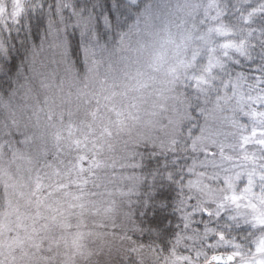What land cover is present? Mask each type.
Segmentation results:
<instances>
[{"label": "snow or ice", "instance_id": "1", "mask_svg": "<svg viewBox=\"0 0 264 264\" xmlns=\"http://www.w3.org/2000/svg\"><path fill=\"white\" fill-rule=\"evenodd\" d=\"M162 7L0 0V154L118 196L135 264H264V0Z\"/></svg>", "mask_w": 264, "mask_h": 264}, {"label": "rangeland", "instance_id": "2", "mask_svg": "<svg viewBox=\"0 0 264 264\" xmlns=\"http://www.w3.org/2000/svg\"><path fill=\"white\" fill-rule=\"evenodd\" d=\"M151 2L155 10L164 11L166 0ZM46 172L50 170L43 159L29 164L13 159L10 153L0 154V182L6 201L0 218V264H116L130 247V241L121 239L131 228L124 216L128 211L124 202L107 195L73 200L69 193H76L75 187H56L68 184V178L45 176ZM37 176L46 186L40 191ZM116 187H123L122 182L109 185V190ZM89 191L98 190L89 186ZM111 199L116 200V211L106 213ZM146 260L152 264L151 259Z\"/></svg>", "mask_w": 264, "mask_h": 264}, {"label": "trees", "instance_id": "3", "mask_svg": "<svg viewBox=\"0 0 264 264\" xmlns=\"http://www.w3.org/2000/svg\"><path fill=\"white\" fill-rule=\"evenodd\" d=\"M152 0H150L151 2ZM141 151H143V149H141ZM137 175L139 173H136ZM133 202H135V197H133ZM5 204H6V201H5V192H4V188H3V185L1 184L0 182V218L5 210ZM128 236H131L133 240H136L138 243L140 242H144V243H147V238L144 239V241H141L140 240V237L137 236V235H134L131 231L128 232ZM189 244H191L193 247H197L199 248L201 246V244L203 243V241H188ZM224 250V249H222ZM221 250V251H222ZM181 251H185L184 249H181ZM211 251V250H209ZM149 262L145 259L144 260V264H148ZM116 264H135V258L134 256L129 253L128 251H126V253L124 254V256L122 257H119L117 259V262Z\"/></svg>", "mask_w": 264, "mask_h": 264}]
</instances>
